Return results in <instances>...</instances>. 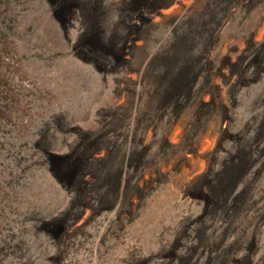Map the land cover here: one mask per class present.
<instances>
[{
  "label": "rangeland",
  "instance_id": "374dc122",
  "mask_svg": "<svg viewBox=\"0 0 264 264\" xmlns=\"http://www.w3.org/2000/svg\"><path fill=\"white\" fill-rule=\"evenodd\" d=\"M0 264H264V0H0Z\"/></svg>",
  "mask_w": 264,
  "mask_h": 264
},
{
  "label": "bare ground",
  "instance_id": "6f19581e",
  "mask_svg": "<svg viewBox=\"0 0 264 264\" xmlns=\"http://www.w3.org/2000/svg\"><path fill=\"white\" fill-rule=\"evenodd\" d=\"M217 193V192H216Z\"/></svg>",
  "mask_w": 264,
  "mask_h": 264
}]
</instances>
